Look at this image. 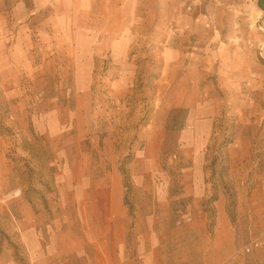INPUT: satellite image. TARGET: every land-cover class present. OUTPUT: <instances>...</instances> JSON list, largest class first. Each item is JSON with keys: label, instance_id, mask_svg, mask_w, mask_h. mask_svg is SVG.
<instances>
[{"label": "rangeland", "instance_id": "rangeland-1", "mask_svg": "<svg viewBox=\"0 0 264 264\" xmlns=\"http://www.w3.org/2000/svg\"><path fill=\"white\" fill-rule=\"evenodd\" d=\"M35 1L0 0V256L23 264L22 226L40 221L60 244L67 229L100 243L124 235L127 264H264L257 0H146L131 93L109 53L85 56L82 27L96 22ZM169 96L183 106L162 110ZM204 102L218 112L205 145L182 132Z\"/></svg>", "mask_w": 264, "mask_h": 264}, {"label": "crops", "instance_id": "crops-1", "mask_svg": "<svg viewBox=\"0 0 264 264\" xmlns=\"http://www.w3.org/2000/svg\"><path fill=\"white\" fill-rule=\"evenodd\" d=\"M58 4L59 12L55 15L56 18H62L66 22L67 18L71 17L70 9L66 4H72L75 18L90 19L97 26L82 27V32L89 37V44H85L83 49L88 52L85 56L92 59L96 56H102L104 53L110 54L112 66H116V77L119 80L129 79L130 93L132 88V80L135 78L137 66L134 62L135 55L130 56L131 51L137 47V35L135 32L141 28L134 29L132 25L139 24L141 20V10L146 5V0H53ZM51 0H36L35 6L37 11L44 10ZM16 8H23V2L17 1ZM33 13V12H31ZM49 13L43 16L44 20H49ZM54 17V18H55ZM126 24L127 37L124 35L121 39L113 38L116 32H121V25ZM141 24V23H140ZM66 27V26H65ZM70 27V26H69ZM124 30V28H123ZM138 30V31H137ZM142 31V30H141ZM108 34V35H100ZM128 53V57L126 54ZM168 57V56H167ZM164 57V64L169 58ZM161 58V57H160ZM171 60V59H169ZM165 70L162 71L161 77L168 78L171 76L172 70L169 66L171 63L165 64ZM168 65V66H167ZM171 85V84H169ZM162 86L161 90L166 89ZM162 110L171 108H180L183 106L182 101L174 96H169L167 101L161 103ZM216 103V107H217ZM199 111L196 114V109L188 111L185 120V126L182 132L186 136H191L194 140L199 141L203 145L213 136L215 124L218 122V112L209 110L205 114L206 108H211L210 104L203 103L196 107ZM215 135V134H214ZM205 143V144H204ZM258 199L264 201V189L259 192ZM194 203L196 202L193 201ZM221 199L213 202L216 211L217 222L225 217V206L221 204ZM40 221L30 222L22 226L21 236L17 240L23 246V264H127L126 243L124 235L118 238H105L100 242L90 239L86 234L85 238L72 236L70 229L63 233V243H59V238L54 230L48 229V237L42 233L39 228ZM221 225V223H220ZM221 227V226H220ZM0 264H18L17 261L8 256H0ZM140 264H148L145 260H140Z\"/></svg>", "mask_w": 264, "mask_h": 264}, {"label": "built area", "instance_id": "built-area-1", "mask_svg": "<svg viewBox=\"0 0 264 264\" xmlns=\"http://www.w3.org/2000/svg\"><path fill=\"white\" fill-rule=\"evenodd\" d=\"M259 245H260V243H259L258 241H254V242H252L251 244H249V245L243 247L242 253H243V252H246V253H247V252H250L253 248H257V247H259Z\"/></svg>", "mask_w": 264, "mask_h": 264}, {"label": "trees", "instance_id": "trees-1", "mask_svg": "<svg viewBox=\"0 0 264 264\" xmlns=\"http://www.w3.org/2000/svg\"><path fill=\"white\" fill-rule=\"evenodd\" d=\"M257 6L259 9L264 11V0H257Z\"/></svg>", "mask_w": 264, "mask_h": 264}]
</instances>
